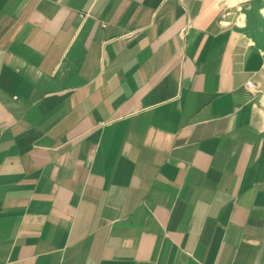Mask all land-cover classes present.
<instances>
[{
    "label": "crops",
    "instance_id": "crops-1",
    "mask_svg": "<svg viewBox=\"0 0 264 264\" xmlns=\"http://www.w3.org/2000/svg\"><path fill=\"white\" fill-rule=\"evenodd\" d=\"M0 264H264V0H0Z\"/></svg>",
    "mask_w": 264,
    "mask_h": 264
},
{
    "label": "built area",
    "instance_id": "built-area-1",
    "mask_svg": "<svg viewBox=\"0 0 264 264\" xmlns=\"http://www.w3.org/2000/svg\"><path fill=\"white\" fill-rule=\"evenodd\" d=\"M246 87H247L248 89H250V88L252 87L251 82H247V83H246Z\"/></svg>",
    "mask_w": 264,
    "mask_h": 264
}]
</instances>
